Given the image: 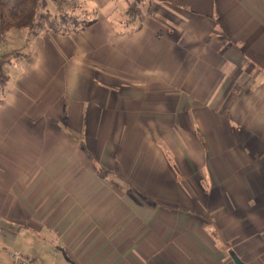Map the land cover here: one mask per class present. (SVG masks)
<instances>
[{
    "label": "crops",
    "instance_id": "1",
    "mask_svg": "<svg viewBox=\"0 0 264 264\" xmlns=\"http://www.w3.org/2000/svg\"><path fill=\"white\" fill-rule=\"evenodd\" d=\"M83 1L0 38V264H264V0Z\"/></svg>",
    "mask_w": 264,
    "mask_h": 264
},
{
    "label": "trees",
    "instance_id": "2",
    "mask_svg": "<svg viewBox=\"0 0 264 264\" xmlns=\"http://www.w3.org/2000/svg\"><path fill=\"white\" fill-rule=\"evenodd\" d=\"M53 1L59 5L58 0ZM62 1L69 6L72 4L65 0ZM135 4V1H132L128 9L130 19L134 18ZM93 22L95 19L83 20L69 13H54L50 9L49 0H0V38L12 28H29L34 35L43 31L68 34L81 30ZM11 55L16 57L17 54L13 52ZM0 71V85L2 86L7 76L2 69Z\"/></svg>",
    "mask_w": 264,
    "mask_h": 264
},
{
    "label": "rangeland",
    "instance_id": "3",
    "mask_svg": "<svg viewBox=\"0 0 264 264\" xmlns=\"http://www.w3.org/2000/svg\"><path fill=\"white\" fill-rule=\"evenodd\" d=\"M68 2H71V6L64 4L63 1L59 0V5H57V3H53L51 0H49V6L50 9L54 12V13H69L70 15L73 14L76 18L81 19L84 17L85 13L83 10L84 9V1L83 0H67ZM59 12V13H58ZM91 14V13H90ZM10 43L8 42L5 45H1L2 49H7L10 48L9 47ZM11 49V48H10ZM12 55H9L8 57H11ZM7 57V58H8ZM1 59V58H0ZM44 264H62L59 261H55V260H50V261H45Z\"/></svg>",
    "mask_w": 264,
    "mask_h": 264
},
{
    "label": "built area",
    "instance_id": "4",
    "mask_svg": "<svg viewBox=\"0 0 264 264\" xmlns=\"http://www.w3.org/2000/svg\"><path fill=\"white\" fill-rule=\"evenodd\" d=\"M6 264H32L31 259L20 250H10Z\"/></svg>",
    "mask_w": 264,
    "mask_h": 264
},
{
    "label": "water",
    "instance_id": "5",
    "mask_svg": "<svg viewBox=\"0 0 264 264\" xmlns=\"http://www.w3.org/2000/svg\"><path fill=\"white\" fill-rule=\"evenodd\" d=\"M232 256H233V258L237 264H243L242 261L238 258V256L236 254L232 253Z\"/></svg>",
    "mask_w": 264,
    "mask_h": 264
}]
</instances>
